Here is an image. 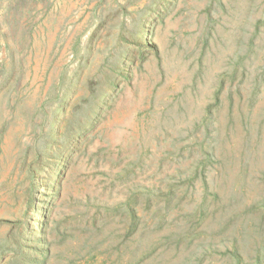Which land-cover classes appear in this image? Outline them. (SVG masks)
<instances>
[{
	"label": "rangeland",
	"instance_id": "obj_1",
	"mask_svg": "<svg viewBox=\"0 0 264 264\" xmlns=\"http://www.w3.org/2000/svg\"><path fill=\"white\" fill-rule=\"evenodd\" d=\"M263 197L264 0H0V264L253 262Z\"/></svg>",
	"mask_w": 264,
	"mask_h": 264
},
{
	"label": "trees",
	"instance_id": "obj_2",
	"mask_svg": "<svg viewBox=\"0 0 264 264\" xmlns=\"http://www.w3.org/2000/svg\"><path fill=\"white\" fill-rule=\"evenodd\" d=\"M219 2H220V0H219ZM245 21H247V20H245L244 17L239 19V25L241 26L239 33L242 35H245V36L246 35H250V36L247 39H243L241 37L242 35L238 38L237 46L239 47V57H238L239 65H242V62H244L248 57L251 56V54L253 52L252 51L253 46H254L253 36L258 33V31H256V29H257L258 24L260 23V21H256V22L252 23L250 26H246L247 27L246 28L244 26L242 27V24ZM242 48H245V49L242 50ZM233 76H234V73H233ZM221 82H223V80ZM221 82L219 83V88L213 97L216 109H218V111H219V109H220V111H222L224 109V102H222V100H220V95H222V93L224 92L225 86ZM236 107L237 106H235V108ZM232 108H233V104L231 101H229V104H227V107H226V114H227V112L230 114L232 112ZM210 111L211 110H210V106H209L206 108V113H207V115L210 114V116H211ZM203 119H204L203 124H202L203 130H205L206 134H208L210 136H214V138L211 141L212 147H210V148L208 147V151H205V149L202 151V156L205 155L203 160H199V161L195 162V168H194L195 174H196V170H198V168H200L204 164V162L213 158V154L216 153V155L219 156V153L217 152V150H215L216 147L219 145V129L215 128L214 122L212 123V121H207L205 116L203 117ZM230 122L231 121H229V123ZM224 131L227 134L229 133L228 124L224 128ZM205 152H207V153H205ZM214 157H215V155H214ZM262 208H264V197L261 201L259 200V201L254 202L251 206V210H254L257 212L260 211ZM248 209L250 210V206ZM201 214L203 215L204 213L201 212ZM258 217H257L256 222H254V225H252V229L257 230V229H259L258 227L263 225L262 221H264V211ZM263 230H264V226H263ZM254 234L257 235L259 238L258 240H254L252 243L256 247L255 260L253 262H245V261L243 262L244 250L242 248L238 247L237 243L235 242L234 248L237 247V250H235V255L232 257L235 261V264H264V232H262L260 235L256 231V232H254Z\"/></svg>",
	"mask_w": 264,
	"mask_h": 264
}]
</instances>
